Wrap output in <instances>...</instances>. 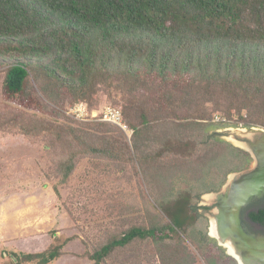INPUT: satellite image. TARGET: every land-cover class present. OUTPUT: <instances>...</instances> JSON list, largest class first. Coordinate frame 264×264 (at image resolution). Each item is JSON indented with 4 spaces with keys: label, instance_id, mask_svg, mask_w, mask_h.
Listing matches in <instances>:
<instances>
[{
    "label": "trees",
    "instance_id": "1",
    "mask_svg": "<svg viewBox=\"0 0 264 264\" xmlns=\"http://www.w3.org/2000/svg\"><path fill=\"white\" fill-rule=\"evenodd\" d=\"M0 66V137L41 145L59 183L86 157L128 171L176 164L180 178L184 165H198L199 153L219 152L218 146L230 150L217 163L223 171L215 180H224L250 158L210 133L215 115L264 125V0H0ZM103 93L119 95L130 137L110 122L65 112L81 104L92 112ZM205 180L187 178L189 187L176 192L190 196L196 215L187 235L175 232L145 195L144 206L155 211L151 224L109 238L90 254L93 264L136 239L157 242L162 264H189L179 244L198 229L194 202L209 189ZM170 237L174 245L165 243ZM67 241L38 262L60 258ZM196 241L209 264L229 258L212 239Z\"/></svg>",
    "mask_w": 264,
    "mask_h": 264
},
{
    "label": "rangeland",
    "instance_id": "2",
    "mask_svg": "<svg viewBox=\"0 0 264 264\" xmlns=\"http://www.w3.org/2000/svg\"><path fill=\"white\" fill-rule=\"evenodd\" d=\"M3 69L0 66V100ZM14 99L19 100L20 97L14 96ZM25 103L30 105V101ZM121 103L118 94L112 97L103 93L99 105L93 110L99 114L107 106L121 109ZM65 112L68 113L69 108ZM224 119L223 123L214 121L216 129L210 133L219 131L220 138L236 144L232 140L235 137L227 138L226 128L246 127L241 125V121L236 123V120ZM89 120L102 121L99 117ZM252 126L264 128L260 124ZM218 149L219 152L199 153L201 156L196 157L198 159L194 163H200L180 173L190 179L215 180L216 175L223 171L217 164L222 159L221 155L230 152L226 146H218ZM217 153L219 158L215 157ZM45 155L46 150L36 143L0 137V264H40L37 257L41 253L65 240L68 241L62 256L48 264H93L90 254L109 238L132 226L151 224L155 211L144 206L142 198L145 195L178 229L175 232L187 235L186 228L196 221L190 196L184 194L177 197L180 193L169 188L168 179L172 182L178 174L176 170L158 165L150 169L143 167L139 171L137 166H130L128 171L123 164L118 165L109 159L86 157L80 160L69 181L61 184ZM184 184L189 187L187 182ZM168 193H174L176 197ZM214 198L215 195H210L195 199L194 204L199 206L197 211L201 215L198 229L193 233V239H186L185 236V244H179L190 253L189 264H209L196 240L205 239L208 242L210 239L206 218L209 212L204 206L211 207ZM190 228H193L192 225ZM160 235L157 232V236ZM176 241L170 237L165 243L174 245ZM208 247L215 250L213 244L209 243ZM16 254L21 257L20 262H17ZM162 260L157 242L136 239L130 245L117 249L101 264H162Z\"/></svg>",
    "mask_w": 264,
    "mask_h": 264
},
{
    "label": "water",
    "instance_id": "3",
    "mask_svg": "<svg viewBox=\"0 0 264 264\" xmlns=\"http://www.w3.org/2000/svg\"><path fill=\"white\" fill-rule=\"evenodd\" d=\"M245 130V129H244ZM248 130L263 131V127H252ZM247 130V131H248ZM258 147V162L249 171L231 173L235 179L232 182H227L224 185V193L218 195L217 208L218 215L215 220L218 226V236L215 237L219 242L227 246L233 242L234 249L229 253L235 256L240 264L241 260H251L257 256V244L261 242L264 246V239L260 242L254 241V236L247 233L242 226V209L250 202L254 195H258L264 190V139L257 142ZM210 222V232L212 227Z\"/></svg>",
    "mask_w": 264,
    "mask_h": 264
},
{
    "label": "flooded vegetation",
    "instance_id": "4",
    "mask_svg": "<svg viewBox=\"0 0 264 264\" xmlns=\"http://www.w3.org/2000/svg\"><path fill=\"white\" fill-rule=\"evenodd\" d=\"M252 127H246V128H238V127H229L226 128L227 138L228 136H233L239 141L240 143L232 144L233 146L241 149L242 151L246 152L248 154V157L250 158V162L247 166L250 165V167L247 168V166L244 169L233 171L227 174L228 180H230V174L231 173H237V172H243V171H249L258 162V147L259 144L258 141H261L264 139V130L263 131H252L248 130ZM245 129V130H244ZM248 130V131H247ZM230 141V140H229ZM243 142V143H242ZM229 182V181H228ZM225 189L221 190L217 195H215L214 203L212 206H204V208L209 212V215H206V218L208 219V235L212 241L215 242V245L218 249V251L221 249L229 256V258L224 261V264L231 263L232 264H240L239 260L231 255L228 251L231 252L236 250L234 243L232 242L230 244V241H228L227 246L221 242H219L215 237L218 236V226L217 221L215 220L216 216L218 215V208H217V199L218 195L224 193ZM242 226L244 230H246L247 233L254 236V241L260 242L261 239H264V190L259 193L258 195H254L253 198L250 200L249 203H247L243 209H242ZM210 222H212V233L215 235V237L212 236L210 232ZM261 242L257 249V256L251 260H241V264H264V246L262 247ZM229 249V250H228Z\"/></svg>",
    "mask_w": 264,
    "mask_h": 264
},
{
    "label": "built area",
    "instance_id": "5",
    "mask_svg": "<svg viewBox=\"0 0 264 264\" xmlns=\"http://www.w3.org/2000/svg\"><path fill=\"white\" fill-rule=\"evenodd\" d=\"M68 114L74 116L78 120H88L90 117H99L102 121L110 122L118 126L125 131L129 137L133 134V129H131L124 120L122 110L114 106H107L99 114H97L95 111L90 112L86 105L81 104L71 108ZM214 121L225 122L226 120L216 115ZM241 125H243V123H241Z\"/></svg>",
    "mask_w": 264,
    "mask_h": 264
},
{
    "label": "crops",
    "instance_id": "6",
    "mask_svg": "<svg viewBox=\"0 0 264 264\" xmlns=\"http://www.w3.org/2000/svg\"><path fill=\"white\" fill-rule=\"evenodd\" d=\"M213 129H216V128H213ZM213 129H211V130H213ZM213 133H219V131L216 132V130H215V132H213ZM213 133H211V134H213ZM232 140H234V142H235L236 139L232 138ZM175 165L176 164H167V165H161L159 167H167V168L169 167L170 170H174ZM157 166H158V164L156 165V167ZM178 166H180V165H178ZM151 167H155V166H151ZM181 169L186 171V165H184V167ZM185 175H186V173H185ZM186 179H187L186 176L181 175L180 178L175 176L173 178L172 182H171V179L169 178V181L172 184L173 188L175 189V192H180V191L186 190V186L184 184V183H186ZM226 179H227V177L224 180L220 179V180H213L212 182H205V184H210V186L208 187L209 189L201 192L199 198L201 199V197L210 196V195H217L221 191V188L224 186V184H226V182L229 181V180L226 181Z\"/></svg>",
    "mask_w": 264,
    "mask_h": 264
},
{
    "label": "bare ground",
    "instance_id": "7",
    "mask_svg": "<svg viewBox=\"0 0 264 264\" xmlns=\"http://www.w3.org/2000/svg\"><path fill=\"white\" fill-rule=\"evenodd\" d=\"M235 142L238 143L236 140H235ZM234 179H235V178H234L233 176H231L229 182H232ZM229 182H228V183H229ZM211 234H213V233H212V228H211ZM213 236H215V235L213 234Z\"/></svg>",
    "mask_w": 264,
    "mask_h": 264
},
{
    "label": "clouds",
    "instance_id": "8",
    "mask_svg": "<svg viewBox=\"0 0 264 264\" xmlns=\"http://www.w3.org/2000/svg\"><path fill=\"white\" fill-rule=\"evenodd\" d=\"M245 127H247V126H245ZM251 127H254V126H251Z\"/></svg>",
    "mask_w": 264,
    "mask_h": 264
}]
</instances>
